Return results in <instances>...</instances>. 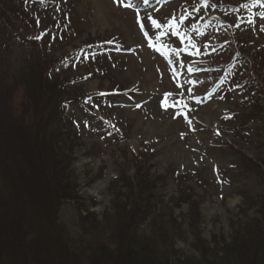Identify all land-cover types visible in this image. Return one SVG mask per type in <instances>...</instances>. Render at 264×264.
Listing matches in <instances>:
<instances>
[{
  "label": "rangeland",
  "instance_id": "rangeland-1",
  "mask_svg": "<svg viewBox=\"0 0 264 264\" xmlns=\"http://www.w3.org/2000/svg\"><path fill=\"white\" fill-rule=\"evenodd\" d=\"M113 2L0 0V264H264V0Z\"/></svg>",
  "mask_w": 264,
  "mask_h": 264
},
{
  "label": "trees",
  "instance_id": "trees-1",
  "mask_svg": "<svg viewBox=\"0 0 264 264\" xmlns=\"http://www.w3.org/2000/svg\"><path fill=\"white\" fill-rule=\"evenodd\" d=\"M26 112H29V109L25 108L23 110V114L26 113ZM30 121L28 120V117H24V115L22 116L21 119L17 118L14 122H13V128H16L15 130H13L16 134H14V137H15V140H17L16 144H15V141L13 142V146H15V151H17L20 147V145L26 141V139H24L21 134H27V139L30 143H37V147L39 148L40 146L39 145H42V138H39L37 137L36 135V132H35V128L34 127H37L38 124L36 123V126L34 124V126H30ZM23 131V132H22ZM0 133H1V130H0ZM3 138L0 134V141H2ZM6 144V142H3L0 147H4ZM11 154V152H10ZM55 158V157H54ZM13 161H16V160H13ZM18 162V161H17ZM5 168L6 165H5ZM9 188L12 189V186L9 185ZM2 204V205H1ZM0 204V226H2L5 230H7V228H10L11 226L13 225H17V226H20L21 229H22V223H24V217H23V207L22 206H19L17 209L15 208L14 211H9L6 206H5V203L3 204V201L1 202ZM6 208V209H5ZM11 209V208H10ZM4 210H8L7 213L4 212ZM35 224V223H34ZM0 227V230L3 232V233H6L4 231V229ZM13 230H15V228H12ZM14 234H16L14 232ZM14 236V239L12 240V242L16 243L19 242V238L16 236V235H13ZM21 239V238H20ZM20 244V242H19ZM21 245V244H20ZM15 252V250H14Z\"/></svg>",
  "mask_w": 264,
  "mask_h": 264
},
{
  "label": "bare ground",
  "instance_id": "bare-ground-1",
  "mask_svg": "<svg viewBox=\"0 0 264 264\" xmlns=\"http://www.w3.org/2000/svg\"><path fill=\"white\" fill-rule=\"evenodd\" d=\"M208 110L211 112V115H212V109L209 107ZM208 115H209V114H208ZM214 116H215V114H214ZM210 120H211V119H210ZM1 175H2V174H0V182L2 181V180H1V178H2ZM2 179H3V178H2ZM102 185H103V182L96 183V185H95V187H94V190L97 191L99 188H101ZM0 186L3 187V184L0 185Z\"/></svg>",
  "mask_w": 264,
  "mask_h": 264
},
{
  "label": "snow or ice",
  "instance_id": "snow-or-ice-1",
  "mask_svg": "<svg viewBox=\"0 0 264 264\" xmlns=\"http://www.w3.org/2000/svg\"><path fill=\"white\" fill-rule=\"evenodd\" d=\"M246 6V5H245ZM153 24H155L157 27H159V25L158 24H156V22L155 21H153Z\"/></svg>",
  "mask_w": 264,
  "mask_h": 264
}]
</instances>
